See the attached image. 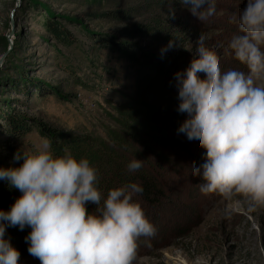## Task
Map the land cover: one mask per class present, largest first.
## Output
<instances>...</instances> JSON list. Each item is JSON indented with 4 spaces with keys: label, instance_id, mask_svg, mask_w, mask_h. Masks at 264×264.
Segmentation results:
<instances>
[{
    "label": "rangeland",
    "instance_id": "1",
    "mask_svg": "<svg viewBox=\"0 0 264 264\" xmlns=\"http://www.w3.org/2000/svg\"><path fill=\"white\" fill-rule=\"evenodd\" d=\"M245 6L246 0H216L215 15L202 23L179 0H0V160L12 164L11 150L31 151L44 138L34 124L104 138L119 128L117 108L135 95L137 74L101 37L164 59L174 75L187 69L203 34L222 71L246 72L229 48L238 34L232 20ZM48 21L69 32L73 43L57 40ZM137 25L152 33L131 37L128 31ZM183 26L187 30L181 31ZM172 40L175 46L161 57ZM165 100L178 107L175 84ZM6 114L31 125V131L11 133ZM180 115L173 124L184 121L186 114ZM183 142L182 152L167 153L171 160L158 176L165 197L156 203L136 197L156 234L138 240L134 264H264V208L248 211L242 201L201 193L202 181L191 167L203 162L205 150ZM226 207L235 209L229 217ZM19 264L40 261L26 257Z\"/></svg>",
    "mask_w": 264,
    "mask_h": 264
},
{
    "label": "clouds",
    "instance_id": "2",
    "mask_svg": "<svg viewBox=\"0 0 264 264\" xmlns=\"http://www.w3.org/2000/svg\"><path fill=\"white\" fill-rule=\"evenodd\" d=\"M179 2L202 23L217 11L216 0ZM232 22L238 34L229 48L247 71H222L201 34L189 66L173 77L177 111L186 114L177 133L205 150L203 162L191 167L202 181L200 192L242 201L255 211L264 208V0H246ZM174 46L169 41L161 57ZM13 159L22 163L0 167V181L21 195L10 209H0V264H19V250L5 236L9 227L31 229L27 251L40 264H134L138 240L155 236L136 199L142 186L112 188L102 201L98 170L90 160L67 148L55 152L47 138ZM141 168L140 159L127 164L129 173ZM234 211L226 207L224 216Z\"/></svg>",
    "mask_w": 264,
    "mask_h": 264
},
{
    "label": "trees",
    "instance_id": "3",
    "mask_svg": "<svg viewBox=\"0 0 264 264\" xmlns=\"http://www.w3.org/2000/svg\"><path fill=\"white\" fill-rule=\"evenodd\" d=\"M50 32L54 37L68 45L73 43L72 35L57 26L53 21H48ZM152 28L137 25L128 31L131 37H143L151 32ZM187 27H181V31ZM169 37L168 39H172ZM99 39V38H98ZM180 38H173V40ZM100 41L120 58L128 61L137 74L136 92L132 98L117 108L118 117L115 121L119 128L109 129L106 137L85 133L74 135L63 133L46 124L35 125L39 134L47 138L55 152L59 153L67 148L78 158L85 157L96 167L98 175V187L103 198L108 190L128 183H136L143 188L140 199L150 203L159 202L166 195L160 182L162 165L171 160L169 151L180 153L184 147L183 139L174 133L180 124H173L174 120L183 118L177 108L172 109L171 101L165 100L173 92L175 81L173 80L172 66L164 59L156 60L145 53L143 49L133 47L129 43L115 42L114 40L100 38ZM167 102H169L167 104ZM4 119L10 124L11 133H20L23 136L31 131L23 120L6 114ZM12 130V131H11ZM17 150H11L9 164L0 160V167H17L20 162H14ZM157 161L152 163V157ZM133 159H140L145 163L135 173L127 171V164ZM159 176V177H158ZM21 193L15 189H9L5 181H0V209L8 210ZM89 210L96 206L89 205ZM31 229L25 227L23 231L9 227L5 236L11 238V243L20 252V258L32 257L28 254V244L25 237Z\"/></svg>",
    "mask_w": 264,
    "mask_h": 264
}]
</instances>
